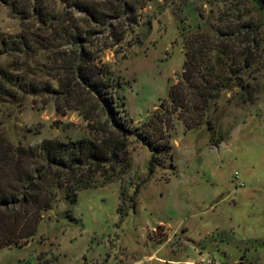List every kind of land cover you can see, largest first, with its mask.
<instances>
[{"label": "rangeland", "instance_id": "1", "mask_svg": "<svg viewBox=\"0 0 264 264\" xmlns=\"http://www.w3.org/2000/svg\"><path fill=\"white\" fill-rule=\"evenodd\" d=\"M15 1L21 7L33 2ZM45 2L63 12L59 0ZM171 2L152 0L136 10L135 23L117 26L127 29L119 44L105 37L108 30L93 38L101 63L125 82L120 95L133 127L165 146L172 160L151 169V152L129 136V168L121 178L79 191L74 202L57 190V202L28 243L0 247V264H196L200 258L264 264V28L257 62L244 76L249 100H241L239 88L220 90L206 113L212 130L186 131L169 91L180 80L190 43L198 37L196 49L210 47L225 7L218 0ZM21 17L0 0V43L36 31ZM46 56L0 48V70L50 81ZM206 57L214 65L210 78L228 79L215 53ZM17 97L0 101V140L15 146L92 138L107 125L92 104L62 116L49 96Z\"/></svg>", "mask_w": 264, "mask_h": 264}, {"label": "trees", "instance_id": "2", "mask_svg": "<svg viewBox=\"0 0 264 264\" xmlns=\"http://www.w3.org/2000/svg\"><path fill=\"white\" fill-rule=\"evenodd\" d=\"M1 1L12 13H20L22 20L32 21L33 28L37 26L36 31L26 29L12 40L2 39V52L41 50L47 55L51 80L36 81L23 73L0 70V101L17 100L19 93L49 96L57 102L56 111L62 116L67 111L87 109L89 105L91 108L92 104L107 124L92 138L45 139L34 146H15L0 140V247H10L26 245L36 234L44 213L57 202V190L63 188L66 198L74 202L79 191L121 178L129 168V136L151 152V169L165 159L172 160V154L133 127L120 95L125 82L101 63L99 51L94 49L95 39L106 30L105 37L119 44L127 29L117 26L135 23V11L152 0H59L62 13L54 12L45 0H33L25 7L15 0ZM171 1L165 0L168 4ZM179 1L180 5L187 3ZM242 1L218 0L225 9L218 17L221 26L214 32L210 47L207 52L196 49L198 37L190 43L180 80L169 91L186 131L202 125L212 130L206 113L215 106L220 90L239 88L241 100H249V83L244 76L257 62V52L262 48L264 9L255 0H248L247 7ZM210 52L215 53V61L229 74L228 79L219 75L210 78L214 73V65L206 57ZM82 113L87 116L85 111ZM159 154L163 157L158 158ZM97 175L103 179L99 184ZM2 230L9 233L3 235Z\"/></svg>", "mask_w": 264, "mask_h": 264}, {"label": "built area", "instance_id": "3", "mask_svg": "<svg viewBox=\"0 0 264 264\" xmlns=\"http://www.w3.org/2000/svg\"><path fill=\"white\" fill-rule=\"evenodd\" d=\"M196 264H215V263H213L211 260H206L204 258H200L199 262Z\"/></svg>", "mask_w": 264, "mask_h": 264}, {"label": "water", "instance_id": "4", "mask_svg": "<svg viewBox=\"0 0 264 264\" xmlns=\"http://www.w3.org/2000/svg\"><path fill=\"white\" fill-rule=\"evenodd\" d=\"M256 3L264 9V0H255Z\"/></svg>", "mask_w": 264, "mask_h": 264}]
</instances>
